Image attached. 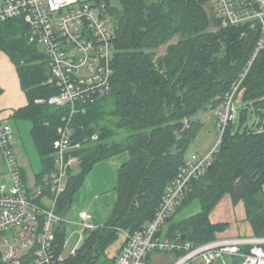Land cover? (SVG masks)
<instances>
[{"label": "trees", "instance_id": "trees-1", "mask_svg": "<svg viewBox=\"0 0 264 264\" xmlns=\"http://www.w3.org/2000/svg\"><path fill=\"white\" fill-rule=\"evenodd\" d=\"M96 1H104L112 16L115 53L111 89L72 118V142L81 145L72 154L80 163L77 171H69L55 211L63 215L69 210L95 163L121 152H127L129 159L119 168L117 199L106 221L86 230L82 246L59 264H98L100 259V264L116 263L122 244L112 257L107 256L109 247L119 230L142 228L153 217L166 185L177 176L202 127L195 115L218 108L242 74L238 116L226 127L211 164L191 183L175 211L196 200L200 210L168 223L172 213L160 234L193 245L213 240L226 224L211 223L209 213L228 194L234 204L245 203L256 236H264V48L251 60L259 33L246 30L242 35L241 26L222 27L214 15L209 16L205 0H118L119 5ZM12 20L21 27L17 33L14 27L0 32V44L7 50L26 47L24 51L34 52L33 57L22 54L29 64L19 66L18 71L28 104L14 116L32 123L30 132L43 166L39 178L43 185L53 169L55 141L69 107L48 103L58 90L48 83L45 56L28 42V27L22 19L0 21V25L7 26ZM174 37L177 39L172 42ZM163 46L165 52L157 55ZM14 53L12 58L19 60ZM34 57L44 60L32 65ZM96 133L98 139L92 140ZM117 134V139L105 143V138ZM64 232L61 223L55 233L58 254ZM164 254L175 258L180 252Z\"/></svg>", "mask_w": 264, "mask_h": 264}, {"label": "built area", "instance_id": "built-area-1", "mask_svg": "<svg viewBox=\"0 0 264 264\" xmlns=\"http://www.w3.org/2000/svg\"><path fill=\"white\" fill-rule=\"evenodd\" d=\"M222 27H243L259 37L251 60L264 48V0H205ZM22 19L28 27V41L40 48L49 66L48 83L57 92L48 103L68 106L55 141L53 169L43 185L33 190L25 186L21 171L10 150L11 128L0 122V155L9 185H0V264H59L55 233L64 217L55 211L66 187L68 173L77 169L80 159L72 154L79 143L72 142V118L86 110L87 103L109 93L113 76L115 42L112 16L104 1L96 0H2L0 21ZM248 63V67L251 64ZM244 74L234 81L219 106L215 128L217 140L204 155L189 154L177 176L166 185L151 220L134 231L119 230L124 240L115 264H154L152 253L180 252L170 264H212L228 258L239 264H264V237H216L193 245L160 234L161 228L201 177L218 151L228 124L237 114V93ZM47 188L50 203L41 197ZM86 230L95 228L91 214L79 213Z\"/></svg>", "mask_w": 264, "mask_h": 264}, {"label": "crops", "instance_id": "crops-1", "mask_svg": "<svg viewBox=\"0 0 264 264\" xmlns=\"http://www.w3.org/2000/svg\"><path fill=\"white\" fill-rule=\"evenodd\" d=\"M1 1L2 0H0V2ZM6 24H8L7 25L8 27L0 25V32H2L3 30L6 31L7 28L14 27L17 33V31H19L17 27L18 26L21 27L18 21L12 20ZM3 46L4 44L2 45L0 44V122L10 123L18 134H20V130L22 128H25L26 126L28 130V134L31 136L30 131H31L32 123L29 120L16 118L14 116V113L18 109L28 104L26 93L22 89L20 83V77L18 71L19 66L29 64L27 60L23 58L22 54L28 55L29 57H33L34 52L24 51L27 50L26 47L23 48L15 47L14 49L10 47V49L7 50L6 46H4L5 48H3ZM37 48L41 52L40 48L39 47ZM165 50H166V46H164L163 53L165 52ZM11 52H15L13 56L20 57L21 60L12 58ZM42 60H44V58L41 59L34 57L32 59L31 64L33 65L36 63H41ZM46 66L49 70V66L47 62H46ZM210 111H214L215 114H217L219 111V107L213 110H208L206 112H210ZM199 113H203L204 115V111H200L195 115V118L200 120V122L203 125V122L199 117L200 115ZM215 122H216V117H212V125L214 129H215ZM16 143L17 140L15 139V144ZM32 143L36 151L33 140ZM128 159H129V154L127 152H121L115 154L109 158L103 159L95 163L91 168V170L86 175L82 185L80 186V188L72 198V202L69 210L62 215L65 220L64 222L65 239H64V245L62 251L60 253V258L62 260L68 257L70 254L74 253L84 243L86 231L81 224V220L79 217L80 212L85 211L90 213L91 221L95 227L103 225L104 222L106 221L117 199L116 187H117V175L119 168ZM39 162L41 163L40 157H39ZM30 166L32 168L31 164ZM20 171L23 182L27 187L26 185L27 178L24 173V170L22 169ZM42 172H43V166H42ZM42 172H38V170L33 171V175L36 177V186L30 189L27 187V189L33 190L36 187L42 185L40 184V179H39L41 177ZM1 173L4 174V168H3L2 158L0 155V174ZM44 193L45 194L41 197V201L43 204L49 205L50 196L48 191H45V188H44ZM175 210L176 208L173 210L172 212L173 214L176 212ZM184 210L185 209H183L178 213V216H181V219L189 216V215L187 216L184 215L185 217L183 216L185 212ZM173 214L171 216V219L174 216ZM209 220L213 224H217V223L226 224L225 229L216 233V237L224 238V237H235V236H256L253 224L248 216L245 203L241 200L234 204L231 200L230 195L228 194L224 195L222 199L218 202V204L211 210V212L209 213ZM122 243L123 241L121 242V244ZM121 244H119V246ZM159 254H164V253L150 254L149 257L150 262L152 263L151 259L153 256H158ZM170 256L172 257V255ZM194 264H201V263L200 261H196ZM225 264H239V263L236 261V259L230 258L225 260Z\"/></svg>", "mask_w": 264, "mask_h": 264}, {"label": "rangeland", "instance_id": "rangeland-1", "mask_svg": "<svg viewBox=\"0 0 264 264\" xmlns=\"http://www.w3.org/2000/svg\"><path fill=\"white\" fill-rule=\"evenodd\" d=\"M112 4L114 5H119L118 0H110ZM205 8L209 14V16L212 17V15H214L212 7L208 4L205 5ZM214 18H216V16H213ZM211 29H214L213 26L210 27ZM177 39V37H174L172 41H175ZM164 51V46L161 47L160 49L157 50V55H162ZM21 60V59H20ZM237 105V114L235 119L238 116V107L240 105V100L236 103ZM69 112V109H68ZM67 112V114H68ZM207 113V114H206ZM199 117L201 118L203 125L202 127L199 129V131L197 132L194 140L191 142V144L189 145L188 149H187V153L186 155L188 156L189 154L196 152L204 155L207 152H209L213 146L216 143L217 140V132L216 130L213 128L212 125V117H216L217 118V114H215L214 111H210V112H204L203 113H199ZM234 119V120H235ZM233 120V121H234ZM26 122V121H25ZM250 123V121H248ZM10 128H11V140H10V150L11 153L13 155V158L16 161V165L18 166V168L20 170H24V173L26 175L27 178V187L30 188H34L36 186V177L33 175V171L34 170H38V172H42V166L41 163L39 162V157L37 152L34 149L33 143H32V139L31 136L28 134V130L25 126V128H22L20 130V134H18L16 132V130L13 128V126L8 123ZM27 124V123H24ZM118 134L115 135L113 138L109 137V138H105V143H108L110 140L112 139H117L118 138ZM15 139L17 140V145L15 144ZM92 140H96L98 139V134H94L91 136ZM79 146L81 147V145L79 144ZM30 164L32 165V168L30 166ZM75 171H77L78 169H74ZM9 185V178L8 176L4 173V174H0V185ZM264 189V188H263ZM184 211L183 216H187V215H192L196 212H198L200 210V205L199 202L193 201V203H191L189 206H186ZM182 209V210H183ZM182 210H177L173 215L172 219L169 220L168 223L170 222H177L179 220H181V216H178V213ZM182 216V218H183ZM184 216V217H185ZM225 229V228H224ZM264 237V236H262ZM124 240V234H122L121 232H119L117 238L115 239L114 243L109 247L108 251H107V256L108 257H112L116 247L119 246V244H121V242ZM173 260V258L169 255V254H159L158 256H153L151 261L152 263H156V264H168ZM101 263V259L99 260L98 264Z\"/></svg>", "mask_w": 264, "mask_h": 264}]
</instances>
